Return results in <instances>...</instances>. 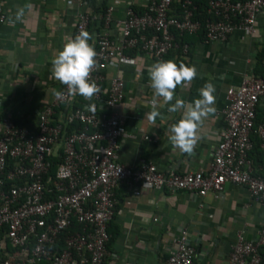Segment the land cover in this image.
<instances>
[{"label": "built area", "instance_id": "built-area-1", "mask_svg": "<svg viewBox=\"0 0 264 264\" xmlns=\"http://www.w3.org/2000/svg\"><path fill=\"white\" fill-rule=\"evenodd\" d=\"M65 1L76 7L73 36L88 32L92 21L101 23L89 41L96 52L90 79L98 91L91 102L70 109L64 116L67 123L84 125L83 130L67 135L62 134L63 121L52 122L55 108L73 100L64 84L38 112L36 130L17 125L7 113L0 115V264H39V260L44 264H105L107 225L115 212L114 192L121 184L133 196L163 188L202 197L231 182L244 186L253 200L264 205V124L255 127L256 108L264 109V79L253 73L245 74L238 87L226 90V103L220 111L224 126L206 170L164 172L152 162L132 167L117 160L119 138L129 135L117 111L126 92L122 77L107 78L105 71L114 61L132 63L126 51L135 48L156 61L165 60L177 47L174 30L195 33L201 27L192 18V0H179L181 17L170 13L174 0H142V13L127 5L123 17L115 20L116 3L109 2L103 11L91 13L89 0ZM4 3L0 0V28L8 22ZM207 5L213 18L204 25L205 42H226L236 31L252 35L258 17H264V0H208ZM113 21L115 33L111 32ZM187 50L188 45L183 44V53ZM134 72L141 74L138 68ZM253 132L261 140L259 175L254 174L248 157ZM142 138L152 140L147 135ZM55 156L61 160L52 177L48 174L49 157ZM73 221L81 224V231L70 232ZM65 231L59 250L58 238ZM31 238L33 246L29 248ZM173 242L175 251L164 264H193L195 251L186 232ZM262 247L264 219L255 240L237 232L221 264H260Z\"/></svg>", "mask_w": 264, "mask_h": 264}, {"label": "crops", "instance_id": "crops-1", "mask_svg": "<svg viewBox=\"0 0 264 264\" xmlns=\"http://www.w3.org/2000/svg\"><path fill=\"white\" fill-rule=\"evenodd\" d=\"M4 1L8 22L0 28V115L7 113L13 119L36 125L38 112L61 87L62 83L52 75L51 60L66 39L73 37L76 7L65 0ZM141 1L89 0L87 9L98 13L109 2L116 3L115 20L123 17L127 5L141 8ZM100 27L97 20L89 24L91 38ZM116 29L113 21L111 32ZM262 45L264 17L259 16L252 35L236 31L226 42L202 41L191 47L189 65L195 66L197 74L174 89L173 101L169 103L176 98L186 104L192 102L206 82L215 88V111L203 119L191 154L182 153L167 140V129L179 118V112L170 113L164 105L154 124L148 120L153 90L147 69L156 60L138 51L131 56L132 63L114 61L105 74L107 78L120 75L124 80L126 97L117 111L129 134L119 138L118 162L132 167L152 162L164 172L206 170L224 126L220 111L226 103V90L238 87L245 74H252ZM135 68L141 71L140 75L134 72ZM73 100L64 103V109L55 108L59 121L70 111ZM157 102L163 103L160 99ZM144 135L152 140L143 139ZM115 201L109 226L115 234L107 248L105 264H164L175 251L174 238L182 232H186L188 243L194 248L193 264H221L228 257L237 232L242 231L247 240H255L264 219V205L253 200L244 186L231 182H226L221 191H209L202 197L194 192L171 193L166 189L133 196L121 184L115 191Z\"/></svg>", "mask_w": 264, "mask_h": 264}, {"label": "clouds", "instance_id": "clouds-1", "mask_svg": "<svg viewBox=\"0 0 264 264\" xmlns=\"http://www.w3.org/2000/svg\"><path fill=\"white\" fill-rule=\"evenodd\" d=\"M19 15L18 13L17 18ZM90 40L88 32L80 31L66 39L51 60L52 75L67 86L68 94L80 95L89 100L98 91L97 85L90 79V71L95 65L96 56ZM147 72L153 90L149 122L155 123L161 114L159 109L164 105H167V111L170 113L179 112V118L167 129V140L182 153L191 154L199 139L198 129L203 119L215 111L214 85L206 82L198 90V97L190 103L186 104L179 98L169 103L173 101L174 89L182 82H190L196 76L195 66H186L182 62L177 64L172 60H158L149 65ZM158 99L163 103L158 104Z\"/></svg>", "mask_w": 264, "mask_h": 264}, {"label": "trees", "instance_id": "trees-1", "mask_svg": "<svg viewBox=\"0 0 264 264\" xmlns=\"http://www.w3.org/2000/svg\"><path fill=\"white\" fill-rule=\"evenodd\" d=\"M208 0H192L193 4V19L198 20L201 23L200 29L195 32V33H180L177 30L173 31V34L175 36V40L177 42V47L171 49L168 54L165 56V60H172L174 62L179 63H184L186 66L189 65V58H191V47H193L196 43L202 42L206 39V33L204 30V25L208 19L213 18V16L208 12ZM134 10L138 13H142L145 9L139 8V7H134ZM170 13L173 15H176L177 17L182 16V11L180 9V2L179 0H174L173 3L170 6ZM183 44H187L188 48L186 53H183L182 47ZM139 50V48L135 49H130L127 50L126 53L129 54L130 56H134ZM263 60H264V45L261 46V48L258 51L257 54V60L255 67L253 69V75L256 77H260L264 79V67H263ZM177 88V87H176ZM86 102H91L89 99H85L80 95H76V98L73 100L71 106H69L70 109L72 108H77L81 107L84 103ZM67 104V103H66ZM64 103L63 105H60V109H64ZM58 108V107H56ZM59 109V110H60ZM69 109V110H70ZM57 113V109H55ZM15 123L17 125H22V126H28L32 130H36V125H30L31 123L26 120L22 119H14ZM58 116L56 114L53 115V121L54 123L58 122ZM63 121V120H62ZM259 124H264V109L261 106H258L256 108V117H255V127H257ZM84 125L80 123L79 121H73L70 123H67L66 121H63V128H62V134L67 135L70 134L73 131L76 130H83ZM90 130H92L90 128ZM250 139L252 142L251 149L248 151V157L251 159L252 164H253V169H254V174L259 175L262 174V171L260 170L261 168V163H262V150L260 147L261 140L258 137V135L253 132L250 135ZM49 160L51 162V167L48 171V174L54 177L55 171L57 168V164L60 162V158L55 156V157H49ZM117 189V188H116ZM116 191V190H115ZM115 194V192H114ZM113 218V217H112ZM111 220L109 221L107 225V232L109 234V239L106 243V248H108L109 243L113 239V236L115 233L111 232L109 226H110ZM70 232H76V231H81V224L77 223L76 221H73L72 227L69 229ZM66 235V231L64 233L60 234V237L58 238L57 246L59 247L58 249H61L62 246V241L64 236ZM29 248L33 246V239L31 238L29 240ZM260 256H261V261L260 264H264V247L260 248L259 250ZM39 264H44L41 260H39Z\"/></svg>", "mask_w": 264, "mask_h": 264}, {"label": "water", "instance_id": "water-1", "mask_svg": "<svg viewBox=\"0 0 264 264\" xmlns=\"http://www.w3.org/2000/svg\"><path fill=\"white\" fill-rule=\"evenodd\" d=\"M163 189V188H162Z\"/></svg>", "mask_w": 264, "mask_h": 264}]
</instances>
